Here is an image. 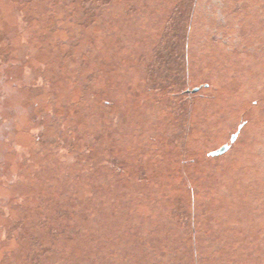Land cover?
I'll list each match as a JSON object with an SVG mask.
<instances>
[{
  "label": "rangeland",
  "instance_id": "1",
  "mask_svg": "<svg viewBox=\"0 0 264 264\" xmlns=\"http://www.w3.org/2000/svg\"><path fill=\"white\" fill-rule=\"evenodd\" d=\"M78 137L124 172L100 201L123 189L164 231L194 211L214 264H264V0H0V264H73L94 234L51 210Z\"/></svg>",
  "mask_w": 264,
  "mask_h": 264
},
{
  "label": "trees",
  "instance_id": "2",
  "mask_svg": "<svg viewBox=\"0 0 264 264\" xmlns=\"http://www.w3.org/2000/svg\"><path fill=\"white\" fill-rule=\"evenodd\" d=\"M103 98L105 99V95L98 100L102 102ZM111 134L108 138H112ZM65 140L66 138L63 142ZM74 144L82 150L76 153L72 166L83 176L80 180L72 179L70 186H60L55 207L48 206L57 214H60L63 207L71 217L88 219L95 224L94 234L88 236L90 239L84 244L79 241L76 247L72 245L77 252L69 254L71 263L80 260V264H214L220 256H226L227 248L222 239L217 237L212 223L208 219H199L194 211L190 212L191 219L186 221L187 229L184 228L185 223L175 220L170 227L172 230L164 231L161 223H152L150 214H140L133 210L136 200L130 197L125 199L128 196L123 189L110 192V198L106 199L108 202L100 201V191L111 185L105 183V173L112 182H118L124 172L120 171L118 162L113 166L102 163V156L112 148L105 139L95 137L94 142L91 141L86 147L85 142L80 143L78 137ZM63 155L58 154V158ZM100 169H105L106 172L99 175ZM81 187H85V191L80 190ZM157 193L158 191H154L149 194L154 196ZM146 196L143 195L144 200L147 199ZM160 196H166L164 190ZM109 202L110 207L106 206ZM193 209L196 210V206Z\"/></svg>",
  "mask_w": 264,
  "mask_h": 264
},
{
  "label": "flooded vegetation",
  "instance_id": "3",
  "mask_svg": "<svg viewBox=\"0 0 264 264\" xmlns=\"http://www.w3.org/2000/svg\"><path fill=\"white\" fill-rule=\"evenodd\" d=\"M3 60V62L2 63H4L3 65H4V67H7L8 65V63L9 62H7L8 60L6 59V61H5V58H2ZM4 69V68H3ZM2 69V70H3ZM6 69V68H5ZM3 72V71H2ZM4 73V72H3ZM243 128V124H239L238 125V129H237V131L235 132V133H233L232 135H231V137H230V144H225V145H223V146H227L228 147V149H227V151H225L224 153H222V154H220V155H217V156H222V155H224L225 153H227L229 150H230V147H231V144L233 145V144H235V142L237 141V138H238V136H239V133H240V130ZM233 136H235V138L233 139L232 137ZM213 157H215V156H213Z\"/></svg>",
  "mask_w": 264,
  "mask_h": 264
},
{
  "label": "water",
  "instance_id": "4",
  "mask_svg": "<svg viewBox=\"0 0 264 264\" xmlns=\"http://www.w3.org/2000/svg\"><path fill=\"white\" fill-rule=\"evenodd\" d=\"M197 89H194L193 92H195ZM233 139L235 138V136L232 137ZM228 147L227 146H221L219 149H216L212 152H210L211 156H217L220 155L222 153H224L225 151H227Z\"/></svg>",
  "mask_w": 264,
  "mask_h": 264
}]
</instances>
